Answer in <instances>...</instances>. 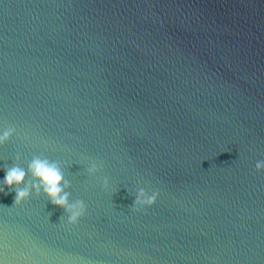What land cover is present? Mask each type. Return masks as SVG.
<instances>
[{
  "label": "water",
  "instance_id": "water-1",
  "mask_svg": "<svg viewBox=\"0 0 264 264\" xmlns=\"http://www.w3.org/2000/svg\"><path fill=\"white\" fill-rule=\"evenodd\" d=\"M8 128L88 210L5 186L0 264H264V0H0Z\"/></svg>",
  "mask_w": 264,
  "mask_h": 264
},
{
  "label": "clouds",
  "instance_id": "clouds-1",
  "mask_svg": "<svg viewBox=\"0 0 264 264\" xmlns=\"http://www.w3.org/2000/svg\"><path fill=\"white\" fill-rule=\"evenodd\" d=\"M15 133V128H8L0 134V146L7 143ZM19 156L16 157L18 161ZM102 165L92 162L87 168L89 175H95L100 171ZM255 171H264V160L255 164ZM30 177V179H29ZM4 192L5 186L9 191H15L14 205L19 206L29 200L33 194L39 197L43 194L52 205L63 209L67 214V224L77 225L80 218L87 214L88 206L82 199L70 200L71 184L65 179L64 172L59 162L51 161L46 157L33 156L27 167L13 164L5 168V177L2 181ZM109 181L103 178L102 187L107 190ZM158 190L149 191L139 187L134 198L132 210L139 211L141 208L151 207L159 197ZM63 217L61 216L60 219Z\"/></svg>",
  "mask_w": 264,
  "mask_h": 264
}]
</instances>
